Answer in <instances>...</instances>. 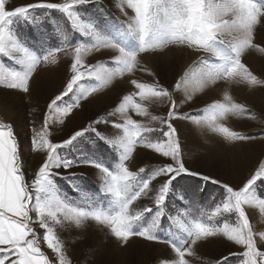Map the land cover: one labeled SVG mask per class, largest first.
<instances>
[{
  "label": "snow or ice",
  "instance_id": "obj_1",
  "mask_svg": "<svg viewBox=\"0 0 264 264\" xmlns=\"http://www.w3.org/2000/svg\"><path fill=\"white\" fill-rule=\"evenodd\" d=\"M98 4L99 0H38L9 9L6 0H0V58L10 62L5 65L0 60V86L30 95V82L39 66L56 65L61 51L71 55L70 78L47 103L41 126L31 130L30 151L43 153L44 159L30 182L14 128L0 122V264H72L57 228H82L90 221L107 228L121 246L134 236L165 243L174 253L171 264H194L199 259V243L209 237H223L239 246L241 251L230 255L239 256L240 264H264V231L257 234L246 212L247 207H254L264 214V160L238 188L191 171L183 160L173 123L191 121L229 143L256 138L221 122L232 116L256 119L227 93L226 103L213 102L183 114L174 93L183 92L186 103L206 89L264 87V80L244 62L251 50L264 55V47L253 42L254 32L264 30V0H119L117 7L127 17L124 21H110L102 7L98 13H90L88 6ZM55 13L70 24L71 31L62 33L64 46L50 43L49 26ZM23 28L37 35L29 39L22 34ZM170 46L196 54L172 90L158 79L145 83L132 78L133 91L123 95L105 117L90 121L61 141L53 140L55 125H62L82 102L117 78L138 71L155 76L143 65L142 54L162 56ZM101 49L112 51L109 61L85 62ZM154 104L168 105L167 115H153L149 109ZM117 115L118 120L107 119ZM101 123L111 124L115 134L100 132L97 126ZM138 148L170 162L133 171L128 162ZM77 167L97 170L100 183L92 196L73 199L62 192L59 181L75 192L86 190L84 174L70 171ZM186 176L219 186L220 199L210 210H200L189 199L180 183ZM158 178L163 182L153 187ZM141 198H147L150 205L136 209L134 202ZM170 199L174 207H170ZM183 200L188 203H181ZM166 220L170 221V235L162 240L157 233ZM173 227L176 231H171ZM42 244L54 258L45 254ZM218 264H229V258L222 257Z\"/></svg>",
  "mask_w": 264,
  "mask_h": 264
},
{
  "label": "rangeland",
  "instance_id": "obj_2",
  "mask_svg": "<svg viewBox=\"0 0 264 264\" xmlns=\"http://www.w3.org/2000/svg\"><path fill=\"white\" fill-rule=\"evenodd\" d=\"M37 2L38 0H6L9 9ZM50 2H62V0H50ZM118 3L119 0H99L97 6H88L89 12L98 13L102 7L103 14L110 21H124L127 17L117 7ZM38 11L48 14L46 10ZM126 11L128 15H132L131 10L126 9ZM54 15L56 19L49 26V31L52 33L50 43L52 46H64L62 33L71 31L70 24L66 23L59 13ZM22 34L29 39L37 35L36 32L30 31L28 28H23ZM188 50L170 46L166 50V54L162 56L152 53L142 54L143 65L151 69L155 76L138 71L134 76L117 78L110 87L93 95L88 101L82 102V107L74 110L62 125H55L53 140L61 141L73 132L86 127L90 121L98 117H105L119 103L123 95L133 91L129 82L132 78L145 83H155L158 79L160 84L172 90L185 68L196 59V54L191 50L188 55ZM112 54L109 49H101L86 57L85 62L96 64L109 61ZM57 57L56 65L48 67L41 65L37 68L34 78L30 82V95L0 86V122L11 124L14 128L22 149L24 171L29 182L44 159L43 153L30 151L31 130L41 126L47 103L63 90L71 75L69 51H61L57 53ZM0 60H3L5 65L10 64L6 59L0 58ZM250 70L258 78L264 80V64L254 63L252 67L250 66ZM236 86L240 88L239 92L233 93L229 87L222 86L197 92L193 99L186 103L183 92L174 93V99L179 104L178 111L182 114L195 113L213 102L226 103L225 94L227 93L235 102L244 104L251 113L255 114L256 119L232 116L221 122L242 135H255V139L229 143L222 136L210 132L207 128L203 130L197 128L191 121L176 120L173 122L182 143L183 160L186 167L191 171L226 182L234 188L242 186L258 166V162L264 160V87ZM167 108L166 104H154L150 106L149 110L153 115L166 116ZM107 119L118 120L119 116H108ZM155 126L159 127L160 125L155 124ZM97 127L105 135L111 136L116 132L111 124L101 123ZM164 162L170 161H165L164 158L151 150L138 148L133 159L128 162V166L131 170L137 171L140 167L152 169ZM70 171L84 174L83 184L86 186V190L75 192L67 183L59 181L62 192L73 199H80L85 195L92 196L100 183L97 170L91 167H77ZM162 182L163 178H158L153 182V187H158ZM180 183L187 191L189 199L200 210H210L220 199L219 186L211 183L205 184L199 177L186 176ZM152 194L154 195V193ZM181 203L187 204L188 200H183ZM148 205H150V201L147 198H141L134 202L136 209ZM169 205L174 207L171 199ZM183 210L181 209V211ZM246 212L257 234L264 231V214L254 207H247ZM169 225L170 221L166 220L163 226L158 229L157 234L162 240L169 238ZM171 231H176V229L173 227ZM57 232L72 264H165V262L171 264L174 258V253L165 243L147 241L138 236L130 238L125 246H121L111 236L107 228L91 221L82 228L74 226L57 228ZM261 248L264 250V245H261ZM42 250L50 258H54L46 245L42 244ZM240 251L239 246L223 237H209L199 243L197 248L199 259L194 260V264H218L221 258L226 256L229 258V264H240L239 256L230 255Z\"/></svg>",
  "mask_w": 264,
  "mask_h": 264
},
{
  "label": "bare ground",
  "instance_id": "obj_3",
  "mask_svg": "<svg viewBox=\"0 0 264 264\" xmlns=\"http://www.w3.org/2000/svg\"><path fill=\"white\" fill-rule=\"evenodd\" d=\"M253 42L260 45L261 47H264V30H257L253 34ZM183 50V49H182ZM188 50V49H187ZM188 55L190 53V50H188ZM191 55V54H190ZM244 62L247 64V66L250 68L254 63H260L264 64V55H261L259 52L255 50H251L244 56ZM151 66V65H150ZM260 76V75H259ZM231 91L239 92L240 88H238L236 85H233L230 87ZM238 94V93H237Z\"/></svg>",
  "mask_w": 264,
  "mask_h": 264
}]
</instances>
